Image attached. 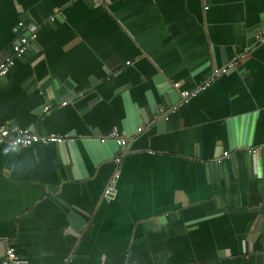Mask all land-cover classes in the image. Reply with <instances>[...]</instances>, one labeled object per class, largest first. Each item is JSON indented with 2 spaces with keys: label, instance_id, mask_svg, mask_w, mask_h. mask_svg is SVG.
I'll list each match as a JSON object with an SVG mask.
<instances>
[{
  "label": "crops",
  "instance_id": "1",
  "mask_svg": "<svg viewBox=\"0 0 264 264\" xmlns=\"http://www.w3.org/2000/svg\"><path fill=\"white\" fill-rule=\"evenodd\" d=\"M20 21L0 123L72 139L0 144V257L264 264V0H0V63Z\"/></svg>",
  "mask_w": 264,
  "mask_h": 264
},
{
  "label": "built area",
  "instance_id": "2",
  "mask_svg": "<svg viewBox=\"0 0 264 264\" xmlns=\"http://www.w3.org/2000/svg\"><path fill=\"white\" fill-rule=\"evenodd\" d=\"M53 19V18H52ZM21 33L18 35L16 41L13 44L12 54L7 57L4 61L0 63V80L5 78L11 69L15 66L16 61L22 58L27 51L29 50L32 41L36 38L35 28L26 27L23 21L18 23V27ZM256 40L259 42H264V32L256 35ZM130 63V62H129ZM232 66V65H231ZM228 69H215L214 74L218 76L223 72H226ZM212 80V79H211ZM211 80L205 82L204 84L196 87L193 90H185L182 88V84L179 81H175L171 83V86L179 91L180 97L183 103L189 102L192 98H194L201 90H204L211 82ZM62 104H66L63 102ZM51 109L49 105L44 107V111L48 112ZM177 111V106H171L169 108L159 107L157 112L152 116V120L155 121L160 117L165 120H169L170 116ZM144 129V125L139 126L137 128L138 132H142ZM72 139L69 135H55L48 134L43 135L37 132L23 129V128H11L6 124L0 123V144H8L11 147H29L38 143L42 144H63ZM101 143H105L109 140L116 143L118 146H126L128 140L126 137H123L118 131H113L104 138L99 139ZM257 150H252V152H256ZM228 152H224V156H228ZM116 161L120 163L121 159L117 158ZM118 178V172L115 174V179ZM113 189V186H109L106 191V195H110V190ZM0 264H22V259L18 254L16 248L10 243L7 244L4 255L0 257ZM124 264H131L129 261H126Z\"/></svg>",
  "mask_w": 264,
  "mask_h": 264
},
{
  "label": "water",
  "instance_id": "3",
  "mask_svg": "<svg viewBox=\"0 0 264 264\" xmlns=\"http://www.w3.org/2000/svg\"><path fill=\"white\" fill-rule=\"evenodd\" d=\"M67 171H68V175H69V177H71V168H70V166H67ZM112 186V185H111ZM111 192H110V195L109 196H111L112 195V193H113V191L114 190H110Z\"/></svg>",
  "mask_w": 264,
  "mask_h": 264
}]
</instances>
